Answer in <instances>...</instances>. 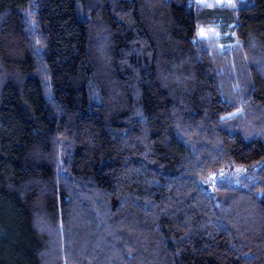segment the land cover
<instances>
[{"label": "trees", "instance_id": "trees-1", "mask_svg": "<svg viewBox=\"0 0 264 264\" xmlns=\"http://www.w3.org/2000/svg\"><path fill=\"white\" fill-rule=\"evenodd\" d=\"M0 0V264H264V0Z\"/></svg>", "mask_w": 264, "mask_h": 264}, {"label": "rangeland", "instance_id": "rangeland-1", "mask_svg": "<svg viewBox=\"0 0 264 264\" xmlns=\"http://www.w3.org/2000/svg\"><path fill=\"white\" fill-rule=\"evenodd\" d=\"M231 0H205L204 2H208V3H213V2H217V3H229Z\"/></svg>", "mask_w": 264, "mask_h": 264}]
</instances>
